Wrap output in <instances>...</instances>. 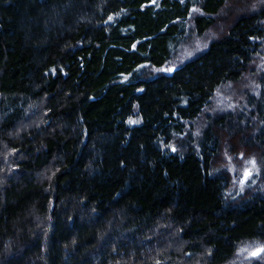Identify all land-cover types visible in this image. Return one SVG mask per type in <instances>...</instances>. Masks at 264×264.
Segmentation results:
<instances>
[{
  "label": "trees",
  "instance_id": "trees-1",
  "mask_svg": "<svg viewBox=\"0 0 264 264\" xmlns=\"http://www.w3.org/2000/svg\"><path fill=\"white\" fill-rule=\"evenodd\" d=\"M250 1L0 0V264H264Z\"/></svg>",
  "mask_w": 264,
  "mask_h": 264
},
{
  "label": "rangeland",
  "instance_id": "rangeland-1",
  "mask_svg": "<svg viewBox=\"0 0 264 264\" xmlns=\"http://www.w3.org/2000/svg\"><path fill=\"white\" fill-rule=\"evenodd\" d=\"M251 5V8L248 7V5ZM262 4L264 5V0H251L248 4H246L245 6L244 5H241L242 9L244 10H247V11H256L257 9L260 10V6H262ZM249 8V10H248ZM228 9H231V7H229ZM252 9V10H251ZM223 16L226 15L225 13L222 14ZM216 31L215 30H210L211 32L207 33L206 34V37H204L203 40H199V42H196V43H193L191 45V47L189 46L188 49H190L189 51L191 52L192 50H196L195 52H198V50L201 48L200 45H203V43H206L208 41V38H216V39H220L222 37V35L226 32L227 30V24L226 26L224 24L221 23V25H218L217 28L215 27ZM193 31V30H192ZM216 34V36L214 35ZM188 53L186 52V50L184 49L183 50V54L182 56L185 57V55H187ZM190 55V54H189ZM154 72V70H153ZM151 72V73H153ZM249 79V78H248ZM254 79L252 80H249V89L250 91L252 92V94H254L253 92V87H254ZM226 90V89H225ZM227 93H232V90H229L227 89ZM255 95V94H254ZM235 101V100H234ZM214 105H215V108L213 110H208L207 113L210 114V115H214V114H217V113H224V112H229V111H232L234 110L235 107H237V109H239V111L241 112V114H245L246 117H248L249 120L251 121H255V119L253 118V114H254V110L255 109H251L249 110V113H246V109H247V103L244 102L243 98H239V100L237 101V103L235 104L228 96L227 98H223L221 96V94H218L216 95L215 99H214ZM251 111V113H250ZM201 123L200 122H196L194 123L195 126H199ZM246 127L247 126H251L249 122H246L244 124ZM263 187V185H261ZM258 252V251H257ZM239 255H242V253H240ZM38 264V263H37ZM233 264H240V261L237 260L235 262H233Z\"/></svg>",
  "mask_w": 264,
  "mask_h": 264
}]
</instances>
